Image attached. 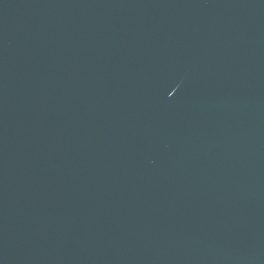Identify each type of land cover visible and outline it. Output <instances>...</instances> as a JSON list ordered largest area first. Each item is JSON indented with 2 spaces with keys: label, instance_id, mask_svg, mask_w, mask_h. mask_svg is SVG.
I'll return each instance as SVG.
<instances>
[{
  "label": "water",
  "instance_id": "1",
  "mask_svg": "<svg viewBox=\"0 0 264 264\" xmlns=\"http://www.w3.org/2000/svg\"><path fill=\"white\" fill-rule=\"evenodd\" d=\"M0 264H264V0H0Z\"/></svg>",
  "mask_w": 264,
  "mask_h": 264
}]
</instances>
